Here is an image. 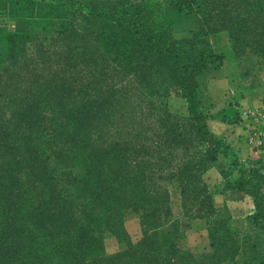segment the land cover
Returning <instances> with one entry per match:
<instances>
[{"label":"trees","instance_id":"trees-1","mask_svg":"<svg viewBox=\"0 0 264 264\" xmlns=\"http://www.w3.org/2000/svg\"><path fill=\"white\" fill-rule=\"evenodd\" d=\"M169 1L194 17L186 35L159 0H0V264H251L264 174L209 130L198 78L223 64L217 33L228 56L264 61V0ZM212 168L227 200H252L245 234L215 208ZM172 183L183 217L205 221L209 252L161 244L163 227L178 231ZM126 210L139 221L136 243ZM105 233L120 253H106Z\"/></svg>","mask_w":264,"mask_h":264},{"label":"rangeland","instance_id":"rangeland-1","mask_svg":"<svg viewBox=\"0 0 264 264\" xmlns=\"http://www.w3.org/2000/svg\"><path fill=\"white\" fill-rule=\"evenodd\" d=\"M164 16H165V19H168L170 22L175 24V31L177 32V36L182 35V34L186 35L187 32L191 28L195 27L194 23L192 22L190 23V21L194 19V17H183L181 15L179 17L174 13L172 8L168 9L166 12L164 11ZM195 16L198 18L197 15ZM183 23H184V26L182 27L181 25ZM7 26L11 30H16V31H26L28 29L27 23H16V22L8 23ZM218 44L219 46H221L222 44L221 40H218ZM223 65H224L223 71L225 73H230L229 79H228L229 85L231 87V91H234V92L236 91L234 95L237 100L244 97L243 92H245L248 88H251V89L256 88V87L264 88V61L257 62L256 58L252 55H242V56L235 57L232 54L230 56H228V54H225ZM209 71H210L209 73H204L205 74L204 77L202 75L201 77L198 78L199 88L202 90L205 88V82L208 80V78H210L213 75H216L219 72L218 68L216 67L214 68L212 67ZM168 103L171 106V109L173 111L180 112L184 108V101L177 96H171L170 99L168 100ZM255 105H257L259 108L255 107ZM243 108H244V110L242 111L243 118H239L242 126L239 127L240 128L239 132L237 131H233L232 133L230 132L231 135H229V139H232V137L236 135V137L238 136L240 138H243L246 145H251L253 147L252 149L255 152L264 151L263 134H261L260 132L261 130H263V127H264V124H263L264 119H261V115H259L260 110H264V104H262V101H260L259 103L257 100H252L251 103H248ZM244 112L246 114H243ZM207 114L210 119L211 117L210 112L207 111ZM259 121L262 123L261 125L257 124V122ZM254 135L255 136L257 135V137L261 140L262 143L260 145L259 144L255 145L254 143L249 142L250 137H255ZM217 136H222L225 139V141L229 143L226 140V136H224V134L217 135ZM220 158L222 159L220 163L221 168L227 169L225 160L223 159V157H220ZM242 162H244L246 165L250 167H256L248 161H242ZM207 180L209 181V183L213 185L215 184V181H217L213 176L209 177ZM167 189L171 196L170 208H171L172 218L178 224V231L173 236H169V235L167 236L165 232L160 231L161 244L164 247H168L172 244H175L181 249L189 250L188 248L185 247V245L190 239H193L194 241L193 243L197 245L199 250L198 252H192V253L199 256L202 253L209 252L210 248L207 249L209 243L206 241V238L203 237V235H201L199 231L195 230V228H199V227L202 228V227L193 226L191 224L190 225L185 224L184 221L180 220L181 217L183 218V214H182L183 212L181 209L180 189L178 188L177 183L167 184ZM218 210L222 211L223 209H218ZM123 216H124L123 221H124L125 228L127 232L129 233V235H131L130 237H132L133 241H135L136 243L137 241L141 239V228L139 225L138 218L131 210L124 211ZM246 226L247 225L245 222H238V224L235 226L236 227L235 229L238 231L239 234H241V232L245 234L247 230ZM188 235L190 239L188 238ZM185 238H188L186 243L184 240ZM104 243H105L106 253L109 255L120 253L124 247L123 245H119L115 237L112 236V234L110 233H105ZM247 256L249 259L255 260L256 258L255 252L251 249V247L250 249L247 250ZM256 264H258V262H256Z\"/></svg>","mask_w":264,"mask_h":264},{"label":"crops","instance_id":"crops-1","mask_svg":"<svg viewBox=\"0 0 264 264\" xmlns=\"http://www.w3.org/2000/svg\"><path fill=\"white\" fill-rule=\"evenodd\" d=\"M159 1L161 2L163 10L165 12L170 9L169 0ZM218 40H221V46H219ZM210 41L215 53L222 56L228 54L230 50V44L226 33L214 34L213 36H211ZM223 67V64L220 65L218 68L219 72L216 75H213L208 78V80L205 82V88L203 89L200 98L203 105L207 107L208 111L210 112L211 117L208 121L209 130L216 135L224 134V136H226V140L234 147L238 154V157L242 161L250 162L252 165L259 168L262 173H264V151L255 152L252 149L253 147L251 145H246L243 138H240L238 136L236 137V135L232 137V139H229V135H231L233 131L239 132V127L242 126L239 118H243V107L248 103H251L252 100H257L259 103L260 101H262V104H264V88H248L246 90L247 92H243L244 97L237 100L234 95L236 91H231V87L229 85L228 79L230 73H225L223 71ZM209 72L210 71H208L207 73ZM255 107L259 108L257 105H255ZM243 114L246 113L244 112ZM259 115H261V119H264V110H260ZM257 124L261 125L262 123L259 121L257 122ZM260 132L261 134H263L264 140V127L263 130H261ZM221 161L222 159L219 158L218 165L220 166V168ZM218 168H212L208 170L204 175V179L212 192L213 204L217 209L227 208L234 220L238 222H245L246 218L254 213V206L252 200L248 197H245L239 201L227 200L225 194H223L222 192L223 182L219 174ZM211 176H213L217 180L215 181L214 185L209 183V181L207 180ZM180 220L184 221L185 224L201 226L202 228H195V230L199 231L209 243L205 221L198 219L191 220L185 217H181ZM161 230L165 232L167 236H173L175 234L174 222L169 223ZM130 236L131 235H129V237ZM188 238L184 239L185 243L187 242ZM130 240L131 242L135 243L132 237H130ZM193 242V239H190L186 243L185 247L188 248L191 252H198L199 248ZM248 244L249 247L247 249H250L251 247V249L255 252L256 257L255 260L249 259L251 264H256V262H258V264H264V231H253L251 233V240ZM207 249H209V245Z\"/></svg>","mask_w":264,"mask_h":264},{"label":"built area","instance_id":"built-area-1","mask_svg":"<svg viewBox=\"0 0 264 264\" xmlns=\"http://www.w3.org/2000/svg\"><path fill=\"white\" fill-rule=\"evenodd\" d=\"M255 136V135H254ZM249 142H252V143H254L255 145H257V144H261L262 142H261V140L257 137V135L255 136V137H250V139H249Z\"/></svg>","mask_w":264,"mask_h":264}]
</instances>
